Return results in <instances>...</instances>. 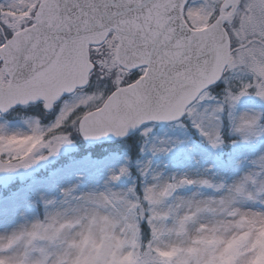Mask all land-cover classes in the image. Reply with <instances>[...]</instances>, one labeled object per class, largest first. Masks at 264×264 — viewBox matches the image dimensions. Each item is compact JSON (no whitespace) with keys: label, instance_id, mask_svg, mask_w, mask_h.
Listing matches in <instances>:
<instances>
[{"label":"snow or ice","instance_id":"6c2138e0","mask_svg":"<svg viewBox=\"0 0 264 264\" xmlns=\"http://www.w3.org/2000/svg\"><path fill=\"white\" fill-rule=\"evenodd\" d=\"M251 97L264 102V0H0V118L27 129L0 123V174L78 140L116 163L102 187L0 228V264H264ZM229 138L252 154L231 175L156 164Z\"/></svg>","mask_w":264,"mask_h":264},{"label":"rangeland","instance_id":"374dc122","mask_svg":"<svg viewBox=\"0 0 264 264\" xmlns=\"http://www.w3.org/2000/svg\"><path fill=\"white\" fill-rule=\"evenodd\" d=\"M241 107L245 110L264 111V102L255 97L245 98ZM0 123H7L17 130H27L23 121L15 114L0 118ZM86 146L77 141L66 146L57 157L42 162L33 169L21 170L15 174H0V228L11 227L25 214L29 219L42 218L45 214L42 197L59 200L63 191L68 188L84 193L102 187L109 169L115 167L116 163L101 158L108 151L107 148ZM243 155L252 154L247 150L233 149L231 142L219 152L202 144L186 145L169 156L158 158L156 164L169 173L203 172L204 169L214 167L215 172L223 176L238 170Z\"/></svg>","mask_w":264,"mask_h":264}]
</instances>
